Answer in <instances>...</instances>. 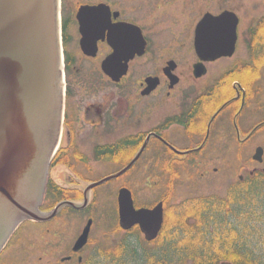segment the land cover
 Returning a JSON list of instances; mask_svg holds the SVG:
<instances>
[{
    "label": "flooded vegetation",
    "instance_id": "af4514ba",
    "mask_svg": "<svg viewBox=\"0 0 264 264\" xmlns=\"http://www.w3.org/2000/svg\"><path fill=\"white\" fill-rule=\"evenodd\" d=\"M60 2L65 109L50 168L49 191L60 193L53 208L61 202L81 203L95 190L119 182L111 186L118 189L119 224L121 189L131 192L135 209L152 210L162 203L165 222L163 201L150 207L137 204L133 184L138 176L153 189L154 176L168 173L169 162H177L182 182L195 173L211 177L217 172L211 170L217 145L243 149L256 144L257 150L264 143V41L255 38L264 16L244 41L243 17L236 8L217 10L218 0ZM226 12L239 18L234 55L202 59L196 50L199 24L207 15ZM258 171L264 169L249 176ZM128 178L133 179L129 185L121 182ZM246 178L241 175L239 182ZM91 204L70 210L85 212ZM127 231H136L147 243L159 238L147 240L138 225ZM90 236L75 250L78 237L60 264H82Z\"/></svg>",
    "mask_w": 264,
    "mask_h": 264
},
{
    "label": "water",
    "instance_id": "95a60500",
    "mask_svg": "<svg viewBox=\"0 0 264 264\" xmlns=\"http://www.w3.org/2000/svg\"><path fill=\"white\" fill-rule=\"evenodd\" d=\"M82 20V19H80ZM81 26H87L81 21ZM238 18L226 12L207 15L196 32V50L202 59L230 57L235 52ZM60 0H0V255L25 222H47L72 202L42 213L49 168L58 147L64 112ZM258 148L254 161L263 163ZM134 162L132 163V165ZM119 174L101 183L113 180ZM120 225H138L149 241L163 226V204L135 209L132 194L118 195ZM90 220L75 245L88 241Z\"/></svg>",
    "mask_w": 264,
    "mask_h": 264
},
{
    "label": "trees",
    "instance_id": "16d2710c",
    "mask_svg": "<svg viewBox=\"0 0 264 264\" xmlns=\"http://www.w3.org/2000/svg\"><path fill=\"white\" fill-rule=\"evenodd\" d=\"M263 37L264 27L255 33L259 41ZM173 163L169 162L168 173L154 176V187L164 189L159 200L165 206L175 196V179L180 180ZM246 177L231 185L226 197L201 196L169 207L152 250L141 249V235L130 231L116 246L99 247L97 257L82 264H264V172ZM57 192L55 188L48 192L53 205L47 209L59 201ZM111 232L122 230L117 225Z\"/></svg>",
    "mask_w": 264,
    "mask_h": 264
},
{
    "label": "rangeland",
    "instance_id": "374dc122",
    "mask_svg": "<svg viewBox=\"0 0 264 264\" xmlns=\"http://www.w3.org/2000/svg\"><path fill=\"white\" fill-rule=\"evenodd\" d=\"M235 9L238 14L243 17L241 38L246 41L248 29L252 25H256V20L264 16V0H218L217 10ZM264 41V37H263ZM242 51L244 45L241 47ZM264 115V113H263ZM257 142V141H256ZM264 148V143L260 145ZM256 144L245 146L243 149L236 145H217L218 159L211 168H217V172H213L212 176L202 177L193 174L189 179L182 182L175 179L174 190L175 196L166 206L165 211H169V207L182 205L185 201L201 196H218L226 197L230 186L239 182V177L249 175L254 170H263L262 165L253 161ZM241 154L242 158L239 157ZM174 171H178L177 162L173 163ZM194 173V171H193ZM135 179V178H134ZM133 179H123L122 183L129 185ZM136 181V182H135ZM135 200L140 206H155L160 196L164 193L163 188L151 189L147 185L146 178L138 176L135 180ZM157 179H153L152 183H156ZM181 181V182H180ZM119 185V182L109 184ZM100 188L91 194L93 203L85 212H76L70 209L63 211L56 219L45 225L25 224L21 227L19 236L13 238V244L0 258V264H60L61 260L71 254L72 247L77 238L87 225L89 219H93L91 231V243L83 255L84 259L97 257L99 247L104 249L106 246H116L117 242L127 233H113L115 226H119L117 219V194L118 189L113 191L111 188ZM53 202L46 200V208L51 207ZM113 233V234H111ZM142 240V238H141ZM135 243V242H134ZM133 243V244H134ZM132 244V245H133ZM135 247V244L133 245ZM141 249L152 250L154 245L141 241L138 244ZM132 264V263H131ZM191 264V263H188ZM221 264H231L223 262Z\"/></svg>",
    "mask_w": 264,
    "mask_h": 264
},
{
    "label": "bare ground",
    "instance_id": "6f19581e",
    "mask_svg": "<svg viewBox=\"0 0 264 264\" xmlns=\"http://www.w3.org/2000/svg\"><path fill=\"white\" fill-rule=\"evenodd\" d=\"M66 41V40H65ZM84 158V157H83Z\"/></svg>",
    "mask_w": 264,
    "mask_h": 264
}]
</instances>
